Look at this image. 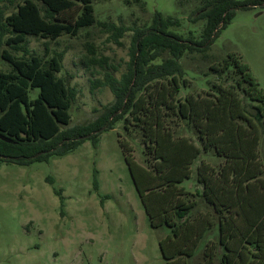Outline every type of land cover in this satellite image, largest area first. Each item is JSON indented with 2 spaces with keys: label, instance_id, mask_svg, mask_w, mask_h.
Instances as JSON below:
<instances>
[{
  "label": "trees",
  "instance_id": "trees-1",
  "mask_svg": "<svg viewBox=\"0 0 264 264\" xmlns=\"http://www.w3.org/2000/svg\"><path fill=\"white\" fill-rule=\"evenodd\" d=\"M255 6L264 7V0H204L189 18L205 21L199 40L171 31L181 27L180 19L156 11L151 25L134 29L126 72L119 79L106 73L94 84L109 86L115 100L96 110L93 121L69 127L78 91L58 76L64 54H50L47 45L43 56L33 54L29 37L56 41L99 25L115 31L118 41L129 29L98 21L93 0H0V60L12 66L0 70V135L12 141L0 139V163L49 161L86 140L97 148L103 132L120 121L127 130L133 124L142 132L146 166L119 142L151 226L171 230L159 243L166 264H264V90L250 67L230 54L210 67L218 81L204 95L180 97L187 84L180 60L208 51L238 10ZM230 74L233 83L219 82ZM34 89L39 94L31 99ZM175 117L194 128L195 138L180 133ZM203 152L223 162L214 167L202 161L196 170L202 190L192 193L181 184ZM197 198L210 212L192 215ZM214 232V241L199 250Z\"/></svg>",
  "mask_w": 264,
  "mask_h": 264
},
{
  "label": "rangeland",
  "instance_id": "rangeland-1",
  "mask_svg": "<svg viewBox=\"0 0 264 264\" xmlns=\"http://www.w3.org/2000/svg\"><path fill=\"white\" fill-rule=\"evenodd\" d=\"M203 1L93 0L98 21L129 29L118 41L115 31L99 25L84 28L77 37L56 41L29 37L33 54L43 56L46 45L50 54H64V69L58 76L78 91L69 127L93 121L98 116L96 110L115 100L109 86L94 84L104 82L106 73L119 79L126 72L135 28L151 25L154 13L160 11L180 19L181 27L171 31L199 40L205 21L194 24L189 18ZM13 10L10 7L7 12ZM230 54L238 55L250 67L264 90L263 6L238 10L208 51L186 53L180 63L187 84L180 97L204 95L218 81L210 67ZM168 57L166 53L163 59ZM0 70L11 71L12 66L0 60ZM230 75L219 82L233 83ZM38 94L39 89L32 90L31 99ZM174 121L181 134L195 138L194 128L177 117ZM119 139L126 141L136 161L146 166L142 132L133 124L127 130L124 121L103 132L97 148L86 140L68 155L49 161L0 163V264H166L159 243L171 230L151 226ZM259 150L264 160V133ZM202 161L218 167L223 159L212 152L201 154L192 166L191 178L181 184L192 193L200 191L196 170ZM197 199L192 215L210 212L204 200ZM215 236L217 232L205 238L199 250Z\"/></svg>",
  "mask_w": 264,
  "mask_h": 264
},
{
  "label": "water",
  "instance_id": "water-1",
  "mask_svg": "<svg viewBox=\"0 0 264 264\" xmlns=\"http://www.w3.org/2000/svg\"><path fill=\"white\" fill-rule=\"evenodd\" d=\"M119 113H120V112H119ZM0 139H3V140H5V141H7V142H12L10 139L5 138V137H3V136H1V135H0Z\"/></svg>",
  "mask_w": 264,
  "mask_h": 264
},
{
  "label": "crops",
  "instance_id": "crops-1",
  "mask_svg": "<svg viewBox=\"0 0 264 264\" xmlns=\"http://www.w3.org/2000/svg\"><path fill=\"white\" fill-rule=\"evenodd\" d=\"M200 191L202 190V187L200 186V189H199Z\"/></svg>",
  "mask_w": 264,
  "mask_h": 264
}]
</instances>
